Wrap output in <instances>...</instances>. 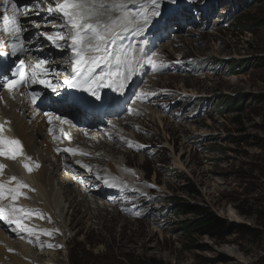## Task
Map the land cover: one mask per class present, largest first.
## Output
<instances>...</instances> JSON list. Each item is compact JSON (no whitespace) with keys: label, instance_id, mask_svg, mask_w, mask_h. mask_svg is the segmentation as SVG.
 Returning <instances> with one entry per match:
<instances>
[{"label":"rangeland","instance_id":"obj_1","mask_svg":"<svg viewBox=\"0 0 264 264\" xmlns=\"http://www.w3.org/2000/svg\"><path fill=\"white\" fill-rule=\"evenodd\" d=\"M205 8L209 15L200 22ZM184 10L195 18L194 27L183 24L162 45L156 53L161 74L147 77L144 85L151 101L143 105L165 117L164 124L147 115L137 126L148 131L132 137L142 151L125 146L129 165L139 166L143 181L155 185L148 191L125 189L119 202L101 189L93 195L107 203L102 211L95 210L92 195L82 201L75 196L64 215L69 229L59 249L64 263L52 264H126L138 258L264 264V1L180 0L168 3L165 14ZM257 19L262 25L242 29ZM31 200L32 206L40 203ZM207 216L219 228L201 227ZM37 221L47 225L49 219ZM33 247L46 260L38 256V262L46 264L49 250Z\"/></svg>","mask_w":264,"mask_h":264},{"label":"bare ground","instance_id":"obj_2","mask_svg":"<svg viewBox=\"0 0 264 264\" xmlns=\"http://www.w3.org/2000/svg\"><path fill=\"white\" fill-rule=\"evenodd\" d=\"M40 1L41 0H14L21 11L25 8L30 9L27 16L20 17V24L26 29V31L23 32V38L25 40V47L27 46L29 49L26 55V57L29 58H31L34 53H38V50L34 48L44 46L45 43L51 44L46 39H42L41 36L33 35L37 29L33 27L31 22H39L41 24L40 31L50 32L49 30H51L54 32L57 30L53 27L54 23L59 21L58 18L53 17L49 13L41 16V9L47 12V6ZM179 1L180 0H176L175 3ZM11 2H13V0H0V27L4 26V16L11 14ZM139 2L143 3L145 0H139ZM168 3L169 2L165 0V2L161 4L163 19L157 25L160 29L163 27L168 30L173 38L175 32H178L179 29L181 31L184 29L182 27L183 24L188 23L192 25L191 23L195 22V18L189 14L185 16V10L180 13L165 14ZM130 7L132 6L130 5ZM33 8L37 9L34 11ZM208 15L209 12H206V8L203 9L202 14L198 15L200 22L201 19L208 17ZM48 19L51 22H48ZM178 22L180 24H178ZM197 23L199 22L197 21ZM155 24L156 23L150 25L143 35H147L150 31H158L154 28ZM174 27H176V29H174ZM0 36H4L6 41L4 47L0 49V51L10 52L11 43L8 42V35L0 32ZM134 36L136 37L138 35L134 32L126 34V38L130 37V43ZM123 43L124 41H118L121 47H126L128 45ZM160 46V49L165 47L162 46V44ZM49 49L51 53L48 51L47 54L50 55L51 58L54 55L58 57L62 56V52L54 45ZM41 53L42 52H39V54ZM144 54L147 55L146 52H144ZM10 56L11 55L0 56L2 64L10 63L11 60L15 58V56ZM140 78L141 77L137 78V82L130 91L126 87L123 93H114L112 95L114 101L121 104L123 107L127 106V99L130 94L136 91ZM151 78L154 79L157 77ZM33 91L42 93V97L38 100V104L40 103L44 106L45 102V106L55 107L51 102L56 100L55 97H59V93L52 92L51 89L38 83L20 88L19 92L24 93V96L17 94L16 99L11 98L12 94L9 93L7 89L0 93V96L4 98L3 101H0V121L9 120L11 122L8 124V136L19 138L24 145V152L27 156L32 157L31 161L26 160V157H19L16 161L0 157V162L8 165L4 175L0 176V180L7 181L11 175H15L20 180L30 185L31 188L36 189L33 192H27V190L31 191L29 188L22 189L21 191L26 195H22L17 203L26 209L37 210L43 214L44 218L51 217V219L46 223L47 225H39L37 219L42 218L38 215H33L26 219L25 223L38 229H59V232L53 231L51 236L45 235L42 232H37L36 235H39L40 243H36L35 235L23 231H13L12 229L15 225H10L5 220H0V264H43L42 261L38 262L37 257H41L42 255H39V253L36 254V251L34 252L35 249L33 244H36L37 248H41V245H43L45 249L49 250V259L46 264H52L53 261L57 262L58 259L62 261L61 263H64L63 256L61 254L59 255L60 247L49 248L47 245L49 243L53 245H63V247H61L63 250L67 231H69L64 215L67 205L73 202L75 196L82 201L85 198H90L92 195L94 197V199L92 198L93 202H95L96 199L94 205L97 207L95 210L102 211L108 210L107 203L102 201V198H95L96 196L93 195L95 193L98 194L97 196L101 195L103 192L101 189H105V193H103L105 195L108 194L107 190L113 192V200L119 202L122 201V195L125 189L131 188L136 191L138 190L136 188H140L148 191L155 185L153 183L146 184V182L143 181V179H145V174L142 173L139 166L132 168L129 165L131 160L125 149L126 145H130L128 143L130 141L131 146L129 147L132 150L137 152L142 151V148L139 147L141 145L134 141V139L135 137L139 138L143 132L148 131L147 128L137 126V123L143 124L145 119L149 120L146 118L147 115L152 113V118H156L159 122L164 124L165 117H161L159 113L152 108L143 105L144 103H149L151 97H145L146 94L142 95V93H138L136 97H133L130 104L133 111L124 112L119 119L118 126L115 125V127H113L110 123L104 127L90 128L80 126L72 128L69 125H63L64 131L68 134L64 136L60 132L61 126L58 122L54 121L53 125H49L48 118L42 115L43 107L39 106L35 108L34 104L31 103L29 94ZM59 92H63L61 86ZM144 92L148 93V89L144 90ZM122 94H125V96L122 97ZM67 105L68 103L65 106ZM195 106L197 109L203 108L201 103H195ZM125 109L126 111L129 110L128 107H125ZM115 111L116 114H119L118 108H116ZM56 113L60 115V110H56ZM49 127H53V133H49ZM116 127L120 129L118 128L117 130ZM5 130L6 129H4L3 132ZM53 136L57 138L54 139ZM132 137H134L133 140ZM62 138L64 140H62ZM64 148H79L90 155H81L79 152L76 155H72L71 153L64 152ZM58 149L60 150L58 151ZM61 153L66 154L67 157L61 155ZM145 155L148 156L149 153H145ZM77 160L81 161V163H76ZM24 163H29L33 166L34 170L29 173L24 167ZM35 163H39L40 167L35 168ZM83 165H87L88 167H84ZM105 180H108L109 183L106 184ZM98 183L101 184L99 188H97ZM111 184H115L116 186H110ZM10 186H15V182H12ZM27 193H29V195ZM32 197L38 198L40 203L36 204L35 202L34 206H32ZM8 202L7 200L3 201L4 204ZM88 203L90 204V202ZM231 215L235 221L244 222L233 209H231ZM7 237L13 238L10 243L5 241ZM13 240H15V242ZM233 252L234 251H232V253ZM45 262L46 260L44 263ZM238 263H241V261H238ZM228 264L234 263L231 262Z\"/></svg>","mask_w":264,"mask_h":264},{"label":"snow or ice","instance_id":"obj_3","mask_svg":"<svg viewBox=\"0 0 264 264\" xmlns=\"http://www.w3.org/2000/svg\"><path fill=\"white\" fill-rule=\"evenodd\" d=\"M164 2L165 0H145L143 3L139 0H51V2L43 0L47 6V12L62 20V23L53 26L57 29L56 31L48 32L40 31L41 24L32 21L33 27L37 29L33 35L42 36L57 48H70L73 56L65 63L70 64L72 75L71 79H65L62 83L90 93L91 99L85 97V103L97 107H109L115 101L113 97L101 95L104 89H113L123 93L142 61L154 68L157 67V61L152 56L141 55L144 53V45L148 43L146 40L130 43L126 47H121L118 41L125 38L129 32L141 35L150 25L159 24L163 19L161 4ZM167 2L174 4L176 0H167ZM10 9L11 14L4 16V26L0 27V32L8 35L11 51H0V56L18 57L21 53L27 55L28 49L25 47L23 38V32L26 29L20 24V17L27 16L30 9L25 8L21 11L14 0L11 2ZM5 43L4 36H0V49ZM48 63L46 59L33 58L26 64L24 59H19V66L13 73V78L8 79L3 87L12 94V99H16L17 94L24 96V93L19 92L21 87L37 83L58 93L61 84L53 83L47 78L52 72L47 67ZM142 95L145 94L142 93ZM41 97L42 93L39 92L33 91L29 94L32 104H36ZM3 100L4 98L0 96V101ZM129 111L133 110L129 109ZM44 115L48 117L49 125H53L54 121L58 122L61 126L60 132L64 136L68 135L63 125H71L72 122L67 117L50 112H45ZM10 123L8 120L0 122V157L11 161L26 157V160L31 161L32 157L24 152V145L19 138L3 136L5 124ZM48 131L53 133V127H49ZM53 138L57 137L53 136ZM128 143L131 145L130 141ZM63 151L72 155L78 152L81 155H90L79 148H64ZM76 163L79 164L81 161L77 160ZM7 167V164L0 162V176L4 175ZM24 167L29 173L34 170L29 163H24ZM39 167V163H35V168ZM12 182H15V186H10ZM105 183H109L108 180H105ZM110 186L116 185L111 184ZM24 188H29L31 191L36 190L15 175H11L7 181L0 180V220L15 225L13 231L35 235L37 241L39 240L37 232L49 236L53 234V231L59 232V229H38L25 223V220L33 215L41 218L44 216L37 210L26 209L17 203L22 195H26L21 191ZM6 200L9 202L4 204L3 201ZM47 246L49 248L63 247V245L51 243Z\"/></svg>","mask_w":264,"mask_h":264},{"label":"trees","instance_id":"obj_4","mask_svg":"<svg viewBox=\"0 0 264 264\" xmlns=\"http://www.w3.org/2000/svg\"><path fill=\"white\" fill-rule=\"evenodd\" d=\"M263 1L264 0H251V2H252L251 3L250 0H247V3H248V5H254V4L258 3V2H263ZM245 2H246V0H245ZM249 17H250V15H246V16H244L243 19H250ZM261 21L262 20L257 19L256 22L255 21H251L250 22V20H249V22L243 24V26H241V27L244 30L252 31L254 29V27H256L257 25H259V26L262 25V24H260ZM232 69H235V66H233ZM240 104H238L237 106H239ZM226 108H227V106H226ZM189 190H190L189 192H193V189L189 188ZM191 212L196 213V214H201V215L205 214L204 210L202 208H200V207H192L191 208ZM204 223L205 224L201 225V227H211L212 226V227H215V228H219L218 221H216L215 219L210 218L208 216L204 220ZM202 231L209 232V230H206L205 228H203ZM126 264H162V263L157 262V261H155L152 258H150V259L138 258V259L129 260V261H127Z\"/></svg>","mask_w":264,"mask_h":264}]
</instances>
